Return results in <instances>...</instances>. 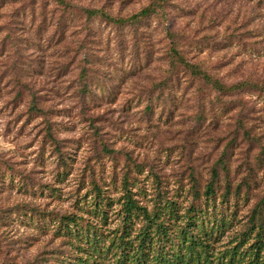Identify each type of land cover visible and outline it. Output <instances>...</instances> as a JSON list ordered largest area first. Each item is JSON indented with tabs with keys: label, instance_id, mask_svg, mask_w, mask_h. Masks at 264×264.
<instances>
[{
	"label": "rangeland",
	"instance_id": "rangeland-1",
	"mask_svg": "<svg viewBox=\"0 0 264 264\" xmlns=\"http://www.w3.org/2000/svg\"><path fill=\"white\" fill-rule=\"evenodd\" d=\"M150 1L0 0V264H68L60 217L81 214L102 238L125 180L148 208L203 205L226 156L231 193L221 201L219 170L209 202L231 224L216 250L264 197V0H167L165 15L123 24L84 13L126 17ZM173 45L235 86L192 78ZM94 184L106 222L83 205Z\"/></svg>",
	"mask_w": 264,
	"mask_h": 264
},
{
	"label": "trees",
	"instance_id": "trees-1",
	"mask_svg": "<svg viewBox=\"0 0 264 264\" xmlns=\"http://www.w3.org/2000/svg\"><path fill=\"white\" fill-rule=\"evenodd\" d=\"M166 1L151 0L136 12L120 18L107 14L102 8H86L84 13L87 17L99 14L121 24L136 23L151 14L165 15ZM58 2L65 4V0ZM172 50L174 65L183 66L192 78L202 76L221 94H226L235 86H226L214 75L201 71L197 63L185 58L174 45ZM31 109L40 108L34 101ZM48 132L50 135V129ZM224 157L212 166L213 178L202 192L203 205L192 202L182 206L179 202L164 200L148 208L136 197L137 192L128 188L125 180L122 183L124 190L118 197L116 215L119 221L102 238L99 237L102 233L100 226L83 223L85 218L81 214L60 217L57 224L59 235L69 239L73 251L68 264H102L97 258L104 255L109 257L105 264H264V197L251 209L242 229L232 235L225 245L215 249L231 224L228 212L221 208L220 212L214 203L209 202L214 200V183L219 178V170H222L226 181L221 201H225L231 193L228 162ZM238 189L239 186H236L234 192H239ZM94 190L91 199L83 205L87 213L97 215L106 222L105 207L110 199L97 184H94ZM200 194L194 188L193 195L198 198Z\"/></svg>",
	"mask_w": 264,
	"mask_h": 264
}]
</instances>
